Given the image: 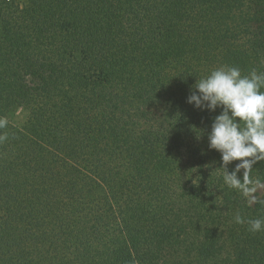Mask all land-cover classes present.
Instances as JSON below:
<instances>
[{
  "label": "trees",
  "instance_id": "trees-1",
  "mask_svg": "<svg viewBox=\"0 0 264 264\" xmlns=\"http://www.w3.org/2000/svg\"><path fill=\"white\" fill-rule=\"evenodd\" d=\"M224 65L264 72V0H0V264H264L187 103Z\"/></svg>",
  "mask_w": 264,
  "mask_h": 264
},
{
  "label": "clouds",
  "instance_id": "clouds-1",
  "mask_svg": "<svg viewBox=\"0 0 264 264\" xmlns=\"http://www.w3.org/2000/svg\"><path fill=\"white\" fill-rule=\"evenodd\" d=\"M264 72L255 69L242 74L238 67L220 66L200 78L187 98V103L198 110L215 112L222 109L208 133L209 149L221 154L225 183L239 189L249 205L264 202L255 193L264 189V183L240 179L246 177L258 162L264 161ZM6 121L0 120V127ZM243 125V126H241ZM239 161L235 171L228 165ZM237 222L243 221L237 216ZM249 231L264 232V219L249 220Z\"/></svg>",
  "mask_w": 264,
  "mask_h": 264
},
{
  "label": "rangeland",
  "instance_id": "rangeland-1",
  "mask_svg": "<svg viewBox=\"0 0 264 264\" xmlns=\"http://www.w3.org/2000/svg\"><path fill=\"white\" fill-rule=\"evenodd\" d=\"M16 2L22 6L24 5L27 0H16ZM27 112L22 108H15L13 109L7 117V120L14 125L22 126L23 123L27 120Z\"/></svg>",
  "mask_w": 264,
  "mask_h": 264
}]
</instances>
